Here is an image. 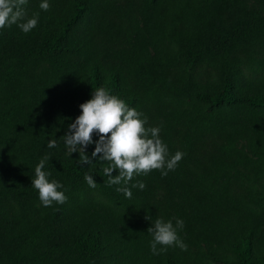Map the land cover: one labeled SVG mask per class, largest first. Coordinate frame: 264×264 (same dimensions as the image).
Masks as SVG:
<instances>
[{"label": "trees", "instance_id": "1", "mask_svg": "<svg viewBox=\"0 0 264 264\" xmlns=\"http://www.w3.org/2000/svg\"><path fill=\"white\" fill-rule=\"evenodd\" d=\"M41 2L31 32L0 29V264H264V0ZM98 87L185 154L131 199L61 138ZM46 154L64 204L32 187ZM157 218L184 221L187 251L152 254Z\"/></svg>", "mask_w": 264, "mask_h": 264}, {"label": "clouds", "instance_id": "2", "mask_svg": "<svg viewBox=\"0 0 264 264\" xmlns=\"http://www.w3.org/2000/svg\"><path fill=\"white\" fill-rule=\"evenodd\" d=\"M27 4L28 0H0V29L16 25L25 34L35 29L39 13L29 17L25 7ZM39 7L48 11L50 3L42 0ZM91 97L80 105L81 114L68 125L67 133L61 137L69 155L79 152L81 165H90L97 158L107 162V166L102 169L104 176L108 177L106 183L109 186L120 185L116 191L128 199L132 198L133 188L144 190L146 187L142 181L132 183L135 177L147 176L153 170H159L162 176H167L169 171L176 169L185 154L177 151L170 155L167 144L160 137L161 128L149 126L144 113L129 107L124 99L111 94L106 87L96 88ZM95 135L99 136L96 141L93 140ZM93 143L96 146L90 158L86 149ZM47 147H58L57 140H50ZM49 159L46 154L39 161L35 167V178L32 179V187L38 191L45 207L54 203L64 204L68 199L66 189L61 190L64 185L49 179L51 173L44 170ZM114 172H118V175L114 176ZM84 179L91 188L96 187L93 176L85 174ZM146 219L151 220L149 216ZM183 228L182 219H176L175 224L163 218L152 222L147 230L152 235V254L160 255L170 247L187 251V245L179 235Z\"/></svg>", "mask_w": 264, "mask_h": 264}]
</instances>
